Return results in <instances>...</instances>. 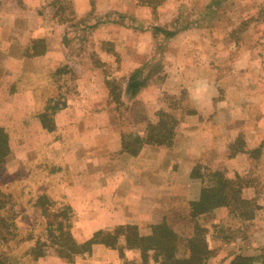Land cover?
I'll use <instances>...</instances> for the list:
<instances>
[{"label": "crops", "instance_id": "0c3cea01", "mask_svg": "<svg viewBox=\"0 0 264 264\" xmlns=\"http://www.w3.org/2000/svg\"><path fill=\"white\" fill-rule=\"evenodd\" d=\"M63 1L13 0L12 12L0 7V125L14 127L12 136L30 137L39 156L59 161L51 177L67 190L62 197L91 235L118 223H150L171 201L197 198L191 170L209 167L211 150L229 163L245 155L226 156L239 133L253 139L249 147L264 139V0H71L75 14L76 7L82 10L80 22L61 15ZM36 39L41 47L35 52ZM91 55L97 64H82ZM69 67L79 72L75 78L64 72ZM105 68L115 76L142 71L140 92L132 96L123 85L125 114L129 120L133 104H143L144 127L157 110L170 112L177 124L169 146L145 143L136 154L122 149L123 134L142 130H131L129 122L112 132L105 127L111 120L107 80L113 76H103ZM253 70L257 79L249 78ZM8 136L7 161L25 155ZM48 185L43 193L50 192ZM256 223L241 243L264 247L262 214ZM73 264H119V257L95 243Z\"/></svg>", "mask_w": 264, "mask_h": 264}, {"label": "trees", "instance_id": "16d2710c", "mask_svg": "<svg viewBox=\"0 0 264 264\" xmlns=\"http://www.w3.org/2000/svg\"><path fill=\"white\" fill-rule=\"evenodd\" d=\"M140 1L150 2V0ZM155 1L157 2L158 0ZM155 30H162L166 35L173 33L158 26L155 27ZM33 43L32 51H39L41 46L38 43H40V40L36 39ZM141 73L142 71L135 69L128 77L125 91L132 96L144 86V81L138 76ZM107 84L108 93L112 101L116 104L122 103V87L120 83L112 85L107 81ZM146 120L142 132L123 134L121 138L123 150L130 154H136L145 143L165 146L171 144L177 124V119L174 115L164 109H159L155 112L153 118ZM42 121L44 126L49 127V116L46 112L43 113ZM245 140V134L243 132L239 133L234 141L228 145L229 149L226 156L231 158L237 154H245L249 158L253 153H257L258 172L259 157L262 152L261 149L264 147V141L260 140L256 146L249 147ZM9 153L8 131L5 126L0 125V264H19L16 260L17 251L34 261L47 256L49 248L52 247L48 248L49 245L39 238L35 239L33 246L20 247V243L24 240L19 236L14 219L15 215L13 213L10 214L11 206L7 205L6 199L10 198L9 193H4L2 190L4 181L10 182V179H3L7 169L5 165L7 164ZM255 165L252 164V168H256ZM223 167H205L206 173L204 172L203 174L199 172L197 167L192 169L191 177H200L202 180H207L206 183L200 186L197 198L182 200L180 213L176 216L177 218L180 217L179 219L181 220L171 221L170 217L175 216H168L167 213L156 214V218L148 223L146 231L143 230V227L146 228V226H140L142 224L118 223L109 230L99 229L93 232L89 238L82 241H77L65 234L63 235L64 227L61 224H55V228H53L52 223L49 222L47 225L48 231L56 233L55 238L59 240V244L55 247L56 255L59 258L64 256L71 260L72 255L90 253L93 244L102 243L117 251L119 264H126L125 262L130 264H150L151 254L154 264L211 263L212 258L215 256L213 253L214 249L217 248L218 244L224 246L228 242L225 236L220 234L219 231L221 230L216 227L219 221L224 219V216H221L217 221H213L210 228L203 225L200 222V218L207 213L213 214L218 209H226L227 215L230 214L235 219L233 220L234 222L230 221L232 223L231 229H238L245 226L244 222L252 221L255 223L257 216L262 214L260 209L264 210V202L263 204L259 202L256 204L252 197L244 195L246 188L256 185L254 178L245 173L241 174L236 170L233 171L232 175H228ZM259 176L257 175V180ZM42 196L44 195H40L38 198H42ZM43 210L48 214L49 209L47 207H44ZM241 229L234 237L242 238L245 236L244 231H241ZM208 232L211 236V242L207 239ZM250 232H248V235ZM215 243L217 244L215 245ZM182 248L183 251L179 254L178 251L182 250ZM127 251L139 252L141 260H128L125 258ZM229 257V259L223 258L222 263L264 264V253L255 255L239 251Z\"/></svg>", "mask_w": 264, "mask_h": 264}, {"label": "rangeland", "instance_id": "374dc122", "mask_svg": "<svg viewBox=\"0 0 264 264\" xmlns=\"http://www.w3.org/2000/svg\"><path fill=\"white\" fill-rule=\"evenodd\" d=\"M0 2H1L0 7L6 10L7 12H10V11L12 12L15 10L11 8V6L14 4L13 0H0ZM61 5L62 6H60L61 7L60 13L61 15H63V17L68 18V19L71 18L72 20L74 21L77 20L78 22L82 21L83 19L82 17H84L82 15V10L79 7H76L78 15L75 14V11L73 10V3L71 0H64ZM26 10L27 9H22L21 16L26 13ZM55 11H57V13L59 12L57 8ZM255 13L253 15H255ZM91 14L92 13H90V15ZM73 30H75V28H70L69 31H73ZM88 32H89V29H88ZM94 33H97V31L94 30ZM90 35H91V31H90ZM73 44H74L73 47L76 50L77 49L82 50L83 44L81 46L77 42H74ZM104 46L109 50V46L107 44L104 43L103 47ZM73 60L79 61L77 57L71 58V61ZM97 60H99V58L98 57L96 58L93 55L85 56L84 60L82 61V64H84L85 66L87 64L89 65H93L95 63L97 64L98 62ZM107 61L109 60L107 59ZM58 69H59V72L63 71L62 66H60V68ZM104 71L101 74L105 77L106 75L110 77L111 74H113V76L110 77L107 81H109L112 85L115 83H120L122 90H123V85L126 86L127 76L131 74V72L129 71L128 73L119 72L118 76H115L114 72L113 73L110 72L109 68L108 69L105 68ZM253 71H251L252 74H253ZM64 72H66V74H68L70 78H75V76L78 75L77 73H79L72 67L67 68L66 71ZM254 73L255 75L253 74L249 78L252 77L253 79H257V71H254ZM57 75L62 76L63 73L57 72ZM66 84L71 85L72 82L67 81L65 85ZM62 85H64L63 81H62ZM57 89H59V87ZM141 89L139 90V92L141 91ZM56 93L54 94V96L56 95ZM121 96H122V93H121ZM180 97H182L180 101L185 100V96L183 97V95H181ZM108 100H109L108 101L109 103L106 106L107 108L106 111L109 112L108 115H109V118H111V120L107 125H105V127L109 131L112 132L113 130L115 131L117 129L124 128L123 126H125V129H126L127 122H129L130 124H133L132 129L130 128L133 131L143 129L141 119H140L142 116H145L146 110L143 104L141 103L133 104L132 103L133 106L135 107L133 108V110L136 112L133 111L134 112V113L132 112L133 114L130 113L128 115L129 117V120H128L127 115L125 114V110H124V108L126 107L125 106L126 102L124 101L125 99L123 100L121 98L122 103L116 104L112 101L111 96L109 95ZM100 111L102 112L101 109ZM20 112L21 111L19 110L18 113H16L14 116L19 117ZM102 119H103L102 121H104L105 116L104 118L102 117ZM137 122L140 123V126H138L139 124L134 125ZM129 123H128V126H129ZM5 128L11 134L13 143H15V141L17 142V145H16L17 148H22V150H27L25 151L24 153L25 155L23 156H21L22 152L16 155V151L14 152L16 156H13V157L10 156V160L7 161V164L5 165V167L7 168L6 173L3 175V179L4 180L10 179V182L4 181L5 183L2 186L3 192L9 193L10 198L8 197V199H6L8 202L7 205L11 206L12 210H10V214L13 213L15 215L14 219H15L16 226L18 228L19 236L22 237L24 240L20 243V247L23 248V247H29L31 245L33 246L35 243V239H38V238L45 241L49 245L48 248L52 247V248H49L47 252L48 254L47 256L38 258L34 261L30 260V257L21 255L20 252L17 251L18 254H17L16 260L17 262H19V264H73L77 254L72 255L71 260H69L67 257H64V256H62V258H59L56 255L55 247H57V245L59 244V240L55 238L56 233H52L48 231L49 229L47 227L48 223L49 222L52 223L53 228H55V224H58V223L61 224L64 227L63 235L65 234V235L71 236L77 241L84 240V238L91 235V231L89 227L87 226V224L85 223L84 218L80 219L79 216L76 217V213L73 207L70 205L69 201L62 197L63 195L66 194L67 190L59 184V180H56L55 178L51 177V174L55 171V168L59 164V161L56 160V158H54L53 160H47L39 156V154L35 151L36 148H33V146H36V144L33 143L30 137H27V136L19 137L18 134L15 136L14 135L12 136L14 127L12 128L10 127V125L9 126L7 125V127L5 126ZM256 136H257V133H256ZM245 137H246L245 141L247 145L249 142L250 143L253 142V139L250 138L251 140H249L247 139V136ZM65 138H68L69 140L73 139L71 135L65 136ZM42 139H45V137L41 136L40 141ZM20 140H22V142H20ZM109 140H112V139L111 138L108 140L106 139L107 142H109ZM233 141H234V138L231 139V143ZM261 141H264V139H262ZM69 143H70V146L72 147L71 141H69ZM223 148L224 147L221 146V150H223ZM33 149L35 152L33 151ZM30 151L33 153L30 154ZM262 153L264 155V151ZM256 154L253 153L249 158L245 155H244L245 157L240 156L239 158L235 160H230L229 163H227L226 160L223 161L221 159L222 153L211 150V153L209 155L207 154L206 158H207L208 164L210 165L209 167L222 168V166H224L223 168L227 171L226 174L228 175H232L234 170L238 171L241 174L245 173V174L251 175V177H253L254 180L256 181V185L254 187L246 188L244 191V195L246 197L248 196L252 197L256 201V204L258 202L260 204H263L264 202V192H263L264 191V156L262 157V155H260L259 157V167H258V172H257L258 158ZM252 164L254 165L256 164L255 165L256 168H252ZM198 170L201 174H203L204 172L206 173L204 168L203 169L198 168ZM257 175L258 176L260 175L258 180H257ZM194 179L198 187H200L203 183H206V180H207V179L202 180L200 177H194ZM45 183H49V185L47 186V189L50 190V192L49 191H47V193L42 192L45 190ZM51 193H53V196L51 195ZM40 195H44V196H42V198H38ZM171 202L173 203L172 206L169 205L168 210L166 212H163V214L167 213L168 216H175V217H170L171 221L172 220L175 221L177 219L181 220L179 219L180 217L177 218L176 216H178L180 213V209H181L180 204L182 203V199L174 200ZM44 207H47L49 209L48 214L44 212L43 210ZM260 212L263 215L264 210L260 209ZM156 214H162V213H155L153 215L154 216L153 219L156 218ZM221 216H224V219L219 221L216 227H218L219 230H221L219 231L220 234L221 235L223 234L225 236V239L228 242L224 246H222L221 244H218L217 248H215L213 252L215 256L212 258L211 263L209 262V264H223L222 263L223 258L229 259L230 258L229 256H232L234 253L239 252V251H243L246 253H253L255 255L264 253V247L261 245L254 246L253 242H242L241 243V240L248 238V232L256 228L257 226L256 222L255 223L252 221L244 222L245 226L240 227L238 229H235V228L231 229L232 223L230 221H233L235 219H233L230 214L227 215L226 209H218L215 212H213V214L207 213L203 215L202 218H200V222L206 227L210 228L211 224H213V221H217ZM179 222H182V221H179ZM140 226H146V228L143 227V230L145 231L148 229L147 227L148 223L142 224ZM239 229H241V231L243 230L245 233V236L242 238L234 237L239 232ZM223 231L224 233H222ZM207 239L209 242H211L210 241L211 236L209 232L207 234ZM216 244L217 243H215V245ZM182 251H183V248L182 250L178 251L179 254ZM139 255L140 254L137 251H133V252L127 251V256L125 258H127L128 260L134 259V260L140 261L141 259ZM151 256L152 254L150 255V263L153 262ZM125 263L130 264L129 262H125Z\"/></svg>", "mask_w": 264, "mask_h": 264}]
</instances>
